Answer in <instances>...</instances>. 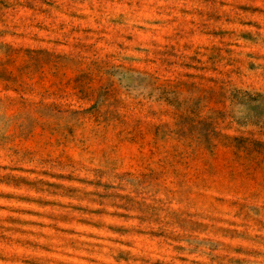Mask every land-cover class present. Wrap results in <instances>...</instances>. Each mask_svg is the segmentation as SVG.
I'll return each mask as SVG.
<instances>
[{"label": "rangeland", "instance_id": "rangeland-1", "mask_svg": "<svg viewBox=\"0 0 264 264\" xmlns=\"http://www.w3.org/2000/svg\"><path fill=\"white\" fill-rule=\"evenodd\" d=\"M68 2L77 10L64 12L56 0H40L47 7L39 14L47 16L55 6L64 17L62 23L73 22L80 35L95 36L97 46L118 34L125 23L121 10L125 0ZM187 2L210 5L216 0ZM34 8L35 0H0V17L24 15ZM150 14L147 8L137 13ZM180 15L188 17L189 24L196 23L193 15L196 19L206 16L218 25L223 22L224 26L202 31L199 37L189 29L194 41L219 39L231 31L230 21H222L218 12L182 8ZM241 41L253 42L248 32L241 34ZM198 46L207 49L209 45ZM232 50L231 45L226 49ZM26 51L35 52L33 68L41 58L48 61L43 47ZM10 63H0V79H12L5 66ZM90 80L88 73L75 80L85 95ZM45 87L53 85L46 81ZM96 93L100 105L111 96L105 86ZM163 98L175 109L171 125L160 122L155 113L146 119L136 117L129 124L110 109L100 112L93 105L95 128L79 134V147L68 141L77 137L74 126L52 127L42 122L58 111L55 105L41 101L35 115L25 110L12 118L16 122L12 137L0 133V264H90L86 246L101 244L114 250L105 264L142 262L143 257L134 256L138 250L151 253L152 264H172L169 258L173 256L177 264H264V141L242 135L221 138L215 119L201 116L200 98L183 104L167 95ZM233 98L248 106L251 120L264 125V94L234 93ZM15 103L11 96L0 94V109L11 110ZM9 123L0 114L5 129ZM81 156L87 158L86 166L79 164ZM96 164L103 167H93ZM106 170L122 182L103 179ZM126 185L132 186L135 195L142 189L153 192L159 202L154 200L149 207L163 211L167 201L177 211L167 220L157 217L152 227L99 235L102 229L96 217L109 219L105 214L110 210L117 219L129 215L122 204L104 206L121 200L131 204L135 195L127 194ZM185 201L202 211L180 209ZM116 208L123 210L117 213ZM173 223L179 233L172 230Z\"/></svg>", "mask_w": 264, "mask_h": 264}, {"label": "clouds", "instance_id": "clouds-1", "mask_svg": "<svg viewBox=\"0 0 264 264\" xmlns=\"http://www.w3.org/2000/svg\"><path fill=\"white\" fill-rule=\"evenodd\" d=\"M56 3L64 12L77 10L68 0H56ZM220 3L224 4L223 8ZM46 7L40 0H35L31 13L0 17V63L12 61L5 65L12 79H0V94L4 98L11 96L17 102L11 110L0 109V114L10 121L6 129L0 124V133L4 137L10 138L15 132L16 122L12 118L18 112L26 110L35 115L41 101L58 109L42 122L52 127L74 126L78 130L77 137H70L68 141L78 147L81 146L79 134L95 128L93 105L100 112L110 109L129 124L135 122L136 117L146 119L155 113L160 116V122L171 125L175 109L165 102L163 97L167 95L181 104L200 98L201 116L215 119V130L221 138L242 135L264 141V125L251 120L248 106L233 98L234 93L264 94V0H216L210 5L190 4L187 0H125L121 6L125 12L124 25L118 34H111L99 46L95 36L80 35V29L74 28L73 22L62 23L64 17L55 6L49 9V15L41 16L40 10ZM145 8L150 15H137ZM182 8L218 12L222 21H230L231 31L219 39L194 41L189 29L199 37L202 31L224 26L223 22L218 25L206 16L196 19L193 15L191 19L196 23L189 24V18L180 15ZM243 32L250 33L253 42H242ZM129 36L131 39L127 38ZM204 43L209 45L207 49L198 46ZM230 45L233 50L229 53L226 49ZM41 47L47 50L48 61L43 62L41 58L40 65L33 68L35 52L26 49ZM82 73L91 77L88 95L75 83ZM46 81L53 87L46 88ZM101 86L111 91L103 105L97 103L96 90ZM220 151L227 150L221 148ZM79 164L86 166L87 158L81 156ZM103 179L111 183L122 182L115 179V173L107 170ZM131 187L126 185L127 194L135 195ZM154 200L159 202L153 192L142 189L131 204L122 200L106 202L105 207L111 203L124 205L129 209V215L117 219L110 210L105 214L109 219L96 217L102 229L99 235H110L117 229L136 231L152 227V221L157 217L161 221L167 220L177 211L167 201L163 203V211L149 207ZM178 207L190 212L202 211L189 205L188 201ZM114 210L119 213L123 209ZM261 219L264 220V215ZM171 228L180 232L174 223ZM86 247L90 264H105L114 254L106 244ZM182 254L186 253L176 255ZM136 255L144 259L135 264H152L151 253L138 250ZM169 259L172 264H177L175 256Z\"/></svg>", "mask_w": 264, "mask_h": 264}]
</instances>
